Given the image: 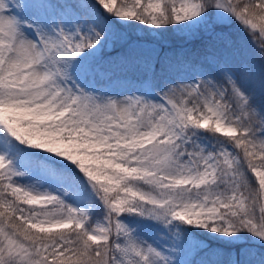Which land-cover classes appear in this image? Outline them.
Here are the masks:
<instances>
[{
	"label": "snow or ice",
	"instance_id": "1",
	"mask_svg": "<svg viewBox=\"0 0 264 264\" xmlns=\"http://www.w3.org/2000/svg\"><path fill=\"white\" fill-rule=\"evenodd\" d=\"M0 264H264V0H0Z\"/></svg>",
	"mask_w": 264,
	"mask_h": 264
},
{
	"label": "trees",
	"instance_id": "2",
	"mask_svg": "<svg viewBox=\"0 0 264 264\" xmlns=\"http://www.w3.org/2000/svg\"><path fill=\"white\" fill-rule=\"evenodd\" d=\"M197 44V42H194ZM192 42H182L180 40H177L174 34H165L163 37V43L162 49L165 51V53L169 54V51L171 52L172 57L175 56L176 53L180 52L182 49H192L196 47L191 46ZM185 45H189L187 47H184ZM256 71L259 72V64L257 63Z\"/></svg>",
	"mask_w": 264,
	"mask_h": 264
},
{
	"label": "rangeland",
	"instance_id": "3",
	"mask_svg": "<svg viewBox=\"0 0 264 264\" xmlns=\"http://www.w3.org/2000/svg\"><path fill=\"white\" fill-rule=\"evenodd\" d=\"M60 2H63V0H60ZM226 32H229V33H232L234 32L235 30L234 29H225ZM142 34H138L137 36H133V39H137L139 36H141ZM176 39L177 40H180L182 42H189V41H186L182 36L180 35H177V34H174ZM186 46V45H185ZM184 46V47H185ZM191 46L193 47H198L199 46V42H197V44H195L194 42H192ZM147 47L148 48H155V52L152 53L153 55H158L159 57H164V56H168L166 55L165 51L162 49L161 45L160 44H154L152 43L151 41H147ZM113 55H115V53H112ZM171 57V56H169ZM242 57L241 56H237V60L241 59Z\"/></svg>",
	"mask_w": 264,
	"mask_h": 264
}]
</instances>
